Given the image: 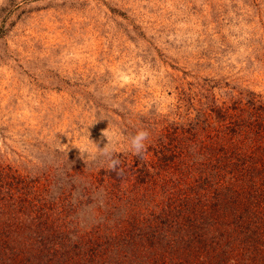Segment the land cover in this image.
I'll use <instances>...</instances> for the list:
<instances>
[{"label": "rangeland", "instance_id": "obj_1", "mask_svg": "<svg viewBox=\"0 0 264 264\" xmlns=\"http://www.w3.org/2000/svg\"><path fill=\"white\" fill-rule=\"evenodd\" d=\"M262 128L264 0H0V175L58 199L71 240L101 250L168 192L212 191L189 168L208 157L263 193Z\"/></svg>", "mask_w": 264, "mask_h": 264}, {"label": "trees", "instance_id": "obj_2", "mask_svg": "<svg viewBox=\"0 0 264 264\" xmlns=\"http://www.w3.org/2000/svg\"><path fill=\"white\" fill-rule=\"evenodd\" d=\"M238 125L249 126L233 120L234 128ZM216 159L213 162L208 157L206 162L189 165L204 171V187L214 183L212 191L207 188L210 194L198 192L199 182L190 192H166L163 208L135 213L134 221L119 234L107 235V246L101 250L93 240H71L70 229L50 210L58 199L49 202L43 195L46 189L28 182L18 189L14 177L0 175V264H76L78 253L83 258L78 264L101 258L106 262L102 264H260L264 258V192L255 187L258 192L251 198L245 188L237 190L228 180L226 186V157ZM176 173L180 186L187 175L178 169Z\"/></svg>", "mask_w": 264, "mask_h": 264}, {"label": "clouds", "instance_id": "obj_3", "mask_svg": "<svg viewBox=\"0 0 264 264\" xmlns=\"http://www.w3.org/2000/svg\"><path fill=\"white\" fill-rule=\"evenodd\" d=\"M149 138V132L147 129H139L134 134H132L129 138V150L133 152V154L140 156L145 148H146V141ZM114 150L109 152L108 155V168L111 171H116L117 174H120L122 171L121 169H118V165L121 163L118 158H116L114 155Z\"/></svg>", "mask_w": 264, "mask_h": 264}]
</instances>
